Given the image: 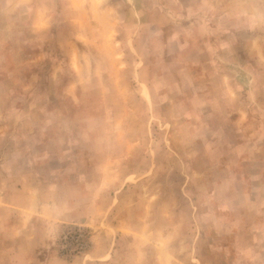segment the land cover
<instances>
[{
	"label": "rangeland",
	"instance_id": "1",
	"mask_svg": "<svg viewBox=\"0 0 264 264\" xmlns=\"http://www.w3.org/2000/svg\"><path fill=\"white\" fill-rule=\"evenodd\" d=\"M0 264H264V0H0Z\"/></svg>",
	"mask_w": 264,
	"mask_h": 264
}]
</instances>
